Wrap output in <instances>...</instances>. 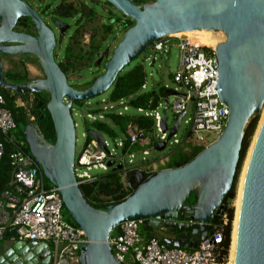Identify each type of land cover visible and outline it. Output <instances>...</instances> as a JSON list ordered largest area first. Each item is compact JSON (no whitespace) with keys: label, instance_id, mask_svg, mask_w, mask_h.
I'll return each instance as SVG.
<instances>
[{"label":"water","instance_id":"1","mask_svg":"<svg viewBox=\"0 0 264 264\" xmlns=\"http://www.w3.org/2000/svg\"><path fill=\"white\" fill-rule=\"evenodd\" d=\"M105 2L135 24L104 63L103 73L90 87L78 90L69 84L57 62V38L40 14L27 0H0V87L15 94L49 95L47 110L55 128V143L45 140L35 120L29 121L24 135L32 158L59 191L69 216L89 240L80 264H123L115 258L109 240L113 231L130 221H141L150 233L166 235L163 243L176 249L192 250L212 238L215 218L225 216L229 209L226 202L237 174L245 130L264 106V0ZM22 19L31 20L35 35L17 31ZM55 25L61 34L70 29L61 21ZM198 31L221 33L225 37L215 49L219 96L231 112L223 134L181 168L164 169L154 175L142 167L128 172L122 181L131 194L121 203L95 209L84 197L75 176L77 138L73 105L108 93L118 76L157 41ZM2 55L36 58L44 78L22 84L9 82ZM182 118L174 122L170 139L178 132ZM168 121L164 112L160 123L163 132L169 129ZM87 133L109 152L101 133ZM167 149L166 142L154 144L159 153ZM114 164L108 163L113 171L123 170L122 164L113 167ZM194 194L196 201L190 204ZM51 262V250L45 243L17 242L0 251V264ZM234 264H264V122L246 172Z\"/></svg>","mask_w":264,"mask_h":264},{"label":"built area","instance_id":"2","mask_svg":"<svg viewBox=\"0 0 264 264\" xmlns=\"http://www.w3.org/2000/svg\"><path fill=\"white\" fill-rule=\"evenodd\" d=\"M173 40L178 41L177 46L181 52L179 68L172 78L175 88L164 87L167 95L160 97L155 109L150 107L153 103L151 99L148 108L134 109L135 113L130 116L154 119L155 132L158 133L155 135V143L166 142L170 151L181 145L186 150L206 148L213 143H209V135L214 134L219 138L223 134L231 113L219 96L216 51L214 49L213 52H208L194 37L173 36L157 41L152 46L151 52L168 53ZM148 60L150 58H147ZM148 89L147 82L142 90ZM102 104L109 106L100 108L102 111L98 114L88 112L85 118L82 117L83 122L84 120L90 123L103 121L108 114L126 116L133 109L127 100H121L116 104L104 100ZM118 107L120 110L116 111ZM169 111L174 121L168 131L163 132L160 123L164 118V112L168 114ZM180 116H183L180 128L170 139V130ZM186 117L188 119L185 120ZM183 121L186 131L182 140H178L177 136ZM15 129V121L5 108V99L0 93V161L6 152L5 138ZM126 134L129 145L138 146L140 150L133 153L123 152L124 140H111L114 143L111 148V144L104 138L105 147L109 151L107 152L95 138L88 139L89 134L86 130L85 143L79 155H76L74 167L79 185L94 182L99 174L111 171L112 168L108 166L110 161L115 162L113 167L123 165V170L120 171L122 180L128 172L141 169L147 164L137 166L134 163L139 153L144 157L149 156L145 147L151 145V140L146 132L137 124H130ZM23 145L24 143H20L11 155L14 171L10 188L0 193V239L6 227L11 225L20 242L47 244L51 250V264H63V262L80 264L81 254L89 244V240L81 228L65 220L64 203L59 191L55 187L47 188L39 165L24 153ZM143 162L148 161L143 160ZM159 162L162 166H166L168 159L165 157ZM124 185L129 190L125 182ZM226 223L225 219L224 224ZM141 227V221H130L111 233L109 245L120 263L128 264L130 258L133 264H222L216 254L217 247L223 240L222 228L215 227L214 236L200 242L197 248L183 250L162 244L156 237L144 240L140 234Z\"/></svg>","mask_w":264,"mask_h":264},{"label":"trees","instance_id":"3","mask_svg":"<svg viewBox=\"0 0 264 264\" xmlns=\"http://www.w3.org/2000/svg\"><path fill=\"white\" fill-rule=\"evenodd\" d=\"M39 2L43 0H37ZM136 4L139 3L138 0H134ZM53 14L56 18L59 19H73L77 15L83 16V21L78 22L75 25V29L69 38L68 45L65 48L64 53V62L59 63L62 71L69 77L71 74L80 73L82 69L80 67L83 63H86V66L92 65L99 56H101L102 45L105 44L108 36H111L114 30L115 25H120L123 27L124 33L134 26V21L125 16H116V14L111 10L109 12V18L105 25L102 26L104 32V38L101 42H97L96 38H93L90 41L88 46H84V38L86 36L89 23H95L96 19L98 20V13L95 8L88 9L84 4H81L79 8H75L72 4H64L60 7H57ZM85 15V17H84ZM24 21H28V28L33 29L34 27L30 19H22L17 25V31H20V26L23 25ZM221 33H211L206 32L203 36H200L205 50L208 52H213L216 47L224 41V37L219 38L218 35ZM107 37V38H106ZM59 42L57 44L55 55L57 56V50L60 46ZM109 59H106L107 62ZM147 60V58H145ZM104 62V63H105ZM85 65V64H84ZM7 79L11 83L22 84L28 81V72L24 63H19L16 65V70L13 72H7ZM101 74L95 75L90 84L83 86L82 89L88 88L92 83L100 76ZM70 82V81H69ZM148 82V74L145 70L143 63L135 65L132 69L122 72L114 84L112 85L109 91L108 100L110 103L116 104L121 100L129 101L133 109L137 108H148L151 99L153 100L151 109H155L160 101L161 96H166V91L164 87L158 86L159 89H148L146 91L142 90L143 85ZM78 89V88H75ZM79 87L78 90H80ZM0 93L5 99V108L12 115L16 129L5 138V155L0 161V174H2L5 179L1 182L0 193L6 190L13 178L14 168L12 166L11 155L17 150V147L20 143H24L23 151L25 154L31 156L29 145L26 141L24 130L27 127L30 119L33 117L43 133L45 140L54 144L56 141V133L53 125L52 118L47 110V105L49 103V95L46 93L42 94H27L19 95L12 94L6 89L0 87ZM39 99L36 102V99ZM18 100L21 101L23 105L18 104ZM42 103V106L39 107V104ZM90 101L78 102L75 103L72 107V115L77 110H84L87 108V113L98 114L102 111L99 107V102L95 106H88ZM44 115V118L42 116ZM130 124H137L140 129H143L148 137H151L155 133V121L151 118H145L144 116H118L116 114H108L103 121H98L95 123H90L87 120H84V125L87 130H95L101 133L103 136H107L112 141L117 139H122L125 141V147L123 152H137L140 150L138 146L131 147L128 142L127 137V128ZM259 125V116L251 119L247 128L245 130V137L242 144V151L240 156V162L237 169V174L234 180V185L230 195L228 196L226 205L229 207L224 217H216L214 221L215 227L222 228L223 231V240L219 244L216 250L219 261L222 264H226L229 258H231V247H232V234H233V224L235 220V209L232 207L233 202L236 199V189L240 173L242 170L243 163L246 158V154L250 147L251 141L255 136ZM92 136L88 135L90 140ZM152 142V141H151ZM156 142V141H155ZM205 148H195L186 152L184 146H178L171 151L168 155L165 156L168 159L165 169H177L181 168L193 159H195ZM41 170V168H40ZM41 173L43 174L42 170ZM155 174V173H154ZM152 174V175H154ZM44 177L45 184L47 188H52L53 186L48 182ZM80 189L89 202V204L95 209H104L108 206L115 205L124 201L130 194L131 191L125 188V185L120 177V171H109L107 173L99 174L97 180L90 183H85L80 185ZM64 214L69 215L66 208L64 207ZM225 219L227 220L226 225ZM72 225L77 226L74 222H70ZM147 238L156 237L159 239L160 243L163 244V239L158 237L155 233H147ZM230 254V255H229ZM230 256V257H229Z\"/></svg>","mask_w":264,"mask_h":264},{"label":"rangeland","instance_id":"4","mask_svg":"<svg viewBox=\"0 0 264 264\" xmlns=\"http://www.w3.org/2000/svg\"><path fill=\"white\" fill-rule=\"evenodd\" d=\"M27 1L40 14L43 21L53 30L56 38L58 39V42H60V40H61L60 46L57 50V56H56L57 62H59V60L61 61L64 57L65 48L68 45L69 38L71 37V35L75 29V25L78 24V22L83 21V19H84L83 16L77 15L74 18V20L73 19L72 20L71 19H65L63 22H65L69 26H72V28L68 34L69 36L67 35L65 37H62V34H61L58 26L55 25L56 20H61V19L58 18L55 20V19L50 18V17H55L53 12L57 8V5H59L61 3V0H43L41 2H39L37 0H27ZM65 1H66V2H64L65 4H72L75 8H79L81 4H84L88 7V9L95 8L97 10L98 20L96 19L95 23H89L88 27L86 28L87 33H86V36H85L84 42H83L84 46H88L90 44V41L93 38H96L97 42H101V40L104 38V35H105L103 30H102V26L106 24L107 19L109 18V12L111 10L116 14V16H120V17L123 16V14H121V12L116 10L114 7L106 4L105 0H65ZM84 17H85V15H84ZM123 36H124L123 27H121L118 24L115 25L112 35L108 36V38L106 37L107 40H106L105 44L102 45L101 56H99L100 58H98L96 61H94L92 65L86 66V63H83L82 66L80 67V69H82L80 73L70 75L69 84L72 87L78 88V89H79V87H81L80 90L87 89V88L82 89V87L90 84V82L95 77V75L103 73V70H104L103 65H104L105 60L110 59L113 50L122 41ZM184 36L197 37L198 34H187ZM178 37H181V36H178ZM218 37L222 38L224 36H223V34H220V35H218ZM224 40H225V37H224ZM177 45H178V41L173 40L169 46L168 53H165V54H161V53L155 54V53L151 52V49H149L141 57H139L133 64H131L125 71L132 69L135 65H137L139 63H143L145 66V70L148 74L149 86L159 85L161 87L167 86L169 88L174 89L175 84H174L172 78H173V75L178 70L179 65H180V60H181V52H180ZM145 58H150V60L147 61V60H145ZM13 62H14V64L9 65V67H8L9 70H10V68H12L10 70V72H13L16 70V65L19 64L18 62H20V61H13ZM153 62H154V64H153ZM37 74H39V76L37 78H43L44 77V74L41 72H38ZM108 97H109V92L98 97V98H96V99L90 100V103H88V106H95V104L97 102H99L100 105L98 108L103 109L104 107L109 106V104H102V102L104 100L106 102L108 101ZM87 110H88L87 108H85L84 110H77L73 114L74 121L77 124V128H76V138H77L76 155L77 156L79 155V153L82 150L84 143H85L84 134L86 133L87 129L85 128L82 117L83 118L86 117ZM119 110H120V107H118L116 111H119ZM134 113H135V110L131 109V111L129 113H127V115H131ZM168 116H169L168 125L171 126L173 124L174 117L170 111L168 112ZM262 118H263V114L261 113L259 115V123L261 122ZM186 119H188V117H186L185 120ZM184 121L181 124V129H180V132L177 136L178 140H182V138L184 137V133L186 131V126L184 124ZM156 134H158V133L155 132L151 137H149V139L152 141L151 145L148 147H145V149L149 152V156L144 157L142 155V153H139L136 155L134 163L137 166H140L143 163L154 162V163H156V166L159 167L160 166L159 160L165 158V156L168 155V153L170 151L169 149H167L166 151H164L162 153H159V152L154 150V144L156 141V138H155ZM104 138L111 144V148H112L114 143L111 141V139L108 138L107 136H104ZM217 139H218L217 135L211 134L208 136L209 143L214 142ZM253 140H254V138L252 139L251 144H252ZM172 141H173V139H172ZM251 144H250V147H251ZM250 147H249V149H250ZM249 149H248V152L246 154V158H245V161L243 163L242 170L240 173V177L238 180L237 189H236V199L232 204V207L234 209H235L234 205H235V202L237 200L238 191L240 188V181H241L242 175L244 173V168L246 165L245 163L247 160ZM190 150H191V148H187L186 152H190ZM143 160H147L148 162H143ZM195 201H196V195L194 194L190 197L189 203L193 204ZM235 213H236V209H235ZM65 220L67 222H74L69 215H65ZM142 228H144V227H142ZM233 230H234V224H233ZM156 233L157 232H155V234ZM231 243L233 244L232 240H231ZM128 262L133 264L132 259L130 260V258H129ZM228 262H229V258H228V261L226 264H228Z\"/></svg>","mask_w":264,"mask_h":264},{"label":"crops","instance_id":"5","mask_svg":"<svg viewBox=\"0 0 264 264\" xmlns=\"http://www.w3.org/2000/svg\"><path fill=\"white\" fill-rule=\"evenodd\" d=\"M2 61H3V65H4V69H5L6 73L10 72V70L12 69V68H10V70H9L8 67H9V65L14 64L13 61H20L18 63H21V62L24 63V66L26 67L27 72L29 74L27 82L35 81L37 79V77L39 76V74H37L38 72L43 73L38 61L36 60V58L31 57V56L2 55ZM37 65H39V69H37ZM39 79H41V78H39ZM148 86H149V84H148ZM158 86L159 85L149 86V89H157L158 90L159 89ZM8 92H10V91H8ZM10 93H12V92H10ZM12 94H15V93H12ZM19 95H22V94H19ZM18 104L23 105L20 100H18ZM30 120L33 121V120H35V118L32 117ZM159 164H160V162H159ZM141 165H143V164H141ZM165 167L166 166H162L161 164L159 167H157L156 163H154V162L149 163L148 162L142 168L144 170H146V172H148L149 174L150 173L154 174L156 172L164 170ZM4 179H5V177L2 174H0V181L3 182ZM11 182H12V179H11ZM11 182L9 183V186L7 189L10 188ZM1 187H2V185L0 182V189H1ZM141 228H140V234L144 240H147L148 239L147 233H149V231H147L145 228H142V229ZM17 242H20V241L16 238L14 228L11 225L7 226L5 231H4L3 236L0 239V251H3V252L6 251V249H8L12 244L17 243Z\"/></svg>","mask_w":264,"mask_h":264},{"label":"bare ground","instance_id":"6","mask_svg":"<svg viewBox=\"0 0 264 264\" xmlns=\"http://www.w3.org/2000/svg\"><path fill=\"white\" fill-rule=\"evenodd\" d=\"M206 32L207 31L188 32L186 34H182V35H178V36H184V35H187V34H198V36L197 37H194V38H195V40L198 43L203 44L200 36H203ZM261 113L263 114V118H262L261 122L259 123V127H258V129H257V131L255 133L254 140H253V142L251 144V147L249 149V153H248L247 160H246V163H245L246 165H245V168H244V173H243L242 179L240 181V188H239V191H238L237 200H236L235 205H234V207L236 209V213H235L236 215H235V221H234V232H233V237H232L233 244H232V247H231L232 250H231V258H230V263L229 264H234V261H235V249H236V240H237V228H238L239 213H240L241 202H242V194H243L244 182H245V177H246V172H247L249 160H250V157H251V154H252V151H253V147H254L256 138L258 136V131H259L262 123L264 122V106H263V109H262Z\"/></svg>","mask_w":264,"mask_h":264},{"label":"flooded vegetation","instance_id":"7","mask_svg":"<svg viewBox=\"0 0 264 264\" xmlns=\"http://www.w3.org/2000/svg\"><path fill=\"white\" fill-rule=\"evenodd\" d=\"M64 2H66L65 0H61V3L59 4V5H57V7H60L61 5H64L65 3ZM51 19H58V18H56V17H50ZM65 19H62L61 18V20H56V21H61V22H63ZM72 20V19H71ZM73 20H74V18H73ZM65 23V22H64ZM66 24V23H65ZM28 21H24V23H23V25L22 26H20V32H24V33H27V34H32V35H35V31L32 29H29L28 27ZM71 28H72V26H70V29H68L64 34H62V37H65V36H67L68 34H69V32L71 31ZM69 36V35H68ZM60 42H61V40H60ZM59 42H58V39H57V44H58ZM64 57H63V59L60 61L59 60V62L58 63H63L64 62ZM37 69H39V65H37ZM44 78V77H43ZM69 78H70V76L68 77V80H69ZM37 79H39V78H37ZM36 79V80H37ZM42 79V78H41ZM157 234V236L158 237H160V238H164L166 235H164V234H162V233H156Z\"/></svg>","mask_w":264,"mask_h":264}]
</instances>
